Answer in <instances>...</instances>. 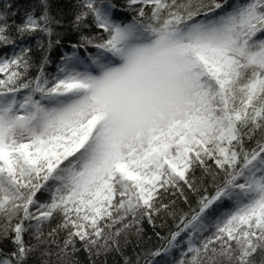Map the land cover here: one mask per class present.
<instances>
[{
    "label": "snow or ice",
    "instance_id": "snow-or-ice-1",
    "mask_svg": "<svg viewBox=\"0 0 264 264\" xmlns=\"http://www.w3.org/2000/svg\"><path fill=\"white\" fill-rule=\"evenodd\" d=\"M14 3L0 0V264H264V0H32L19 21ZM205 177L190 218L164 202ZM162 215L179 219L166 243L125 255Z\"/></svg>",
    "mask_w": 264,
    "mask_h": 264
},
{
    "label": "trees",
    "instance_id": "trees-1",
    "mask_svg": "<svg viewBox=\"0 0 264 264\" xmlns=\"http://www.w3.org/2000/svg\"><path fill=\"white\" fill-rule=\"evenodd\" d=\"M117 3H120L121 0H116ZM32 3V0H15L14 7L19 10V14L17 15L16 19L17 21L20 20L21 16L23 15V12L25 9H27L30 4ZM69 5H64L65 11H67ZM70 19V16L68 17ZM58 31L66 32L69 31L67 29V25L65 24L64 27H61L58 29ZM78 39L77 34L74 32H70L69 36L63 41L62 47H54L53 50L50 53V58L52 63L48 66L47 71L54 73L56 71V65L59 63V57L64 52H71V48L68 47V41L71 40L72 42H75ZM27 43L35 46V39H30L27 41ZM10 52V49L8 50ZM83 54V53H82ZM2 78V77H0ZM211 163V162H210ZM197 176H200V171H197ZM204 189H207L205 192ZM214 191L211 183L210 177H205L204 182V188H202L199 193L192 192L190 189H187V187L184 188V196H181L179 192H177L175 195L169 194L166 199L165 203H168L169 200L175 201L174 207L177 210L178 213L183 214L187 213L189 218L192 214H194L195 211L198 210V200L200 195L205 194H212ZM228 205L225 206V209H227ZM155 227L152 225H149L147 221L143 224V239L142 241L137 244V241L135 238H133L132 243L128 245L127 248L124 249V254L128 256H133L134 253L142 252L144 249H152L155 250L156 248L161 247L166 243V241L160 239L157 237L156 233H160L161 237L168 236L170 231H175L176 225L179 223V219L173 218L171 216H161L158 217L155 220ZM54 226V224H53ZM181 258V250H173L171 255L169 256H160L156 257L157 264H163L164 261H167V264H177V262ZM79 260L81 261V264H90L88 256L85 252L81 251L79 253ZM97 264H123V258L118 253H111L107 257H100L97 260Z\"/></svg>",
    "mask_w": 264,
    "mask_h": 264
}]
</instances>
